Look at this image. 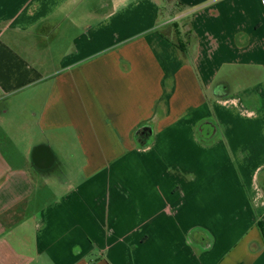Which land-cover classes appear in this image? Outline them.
<instances>
[{"label":"crops","instance_id":"obj_1","mask_svg":"<svg viewBox=\"0 0 264 264\" xmlns=\"http://www.w3.org/2000/svg\"><path fill=\"white\" fill-rule=\"evenodd\" d=\"M0 264H264V0H0Z\"/></svg>","mask_w":264,"mask_h":264},{"label":"rangeland","instance_id":"obj_2","mask_svg":"<svg viewBox=\"0 0 264 264\" xmlns=\"http://www.w3.org/2000/svg\"><path fill=\"white\" fill-rule=\"evenodd\" d=\"M232 79H233V77L232 78H230V80H229V83H230V85H231V88L230 89H232L233 91H234V81H232ZM243 79V78H242ZM236 80V79H235ZM243 81V80H242ZM64 153V152H63ZM65 154V153H64ZM62 160L64 161V158H62ZM63 166H64V169H63V171H64V176L66 175V173H68L67 171V168L65 167V164H63ZM79 166H80V160H75V161H73L72 162V170H74V171H76L77 172V170H78V168H79ZM53 178V177H52ZM55 188H56V186H52V187H47V188H44L43 186H42V184L39 186V187H37V189H36V194H38V198L37 197H34L33 199H39V201H38V203H41L42 201V199H52L53 198V194L52 193H54V192H56V190H55ZM40 197H43L42 199L40 198ZM33 204H36L35 202L33 203Z\"/></svg>","mask_w":264,"mask_h":264},{"label":"water","instance_id":"obj_3","mask_svg":"<svg viewBox=\"0 0 264 264\" xmlns=\"http://www.w3.org/2000/svg\"><path fill=\"white\" fill-rule=\"evenodd\" d=\"M32 160L37 167L46 168L53 165L55 158L53 155L44 154L39 148H36L32 152Z\"/></svg>","mask_w":264,"mask_h":264},{"label":"trees","instance_id":"obj_4","mask_svg":"<svg viewBox=\"0 0 264 264\" xmlns=\"http://www.w3.org/2000/svg\"><path fill=\"white\" fill-rule=\"evenodd\" d=\"M180 49L182 51H185L184 47L181 45H180ZM149 134H150V131L145 127H142L136 131V134H135L136 141L141 147H146L148 145L149 140L147 139V136Z\"/></svg>","mask_w":264,"mask_h":264}]
</instances>
